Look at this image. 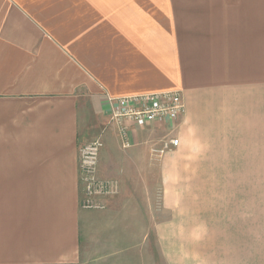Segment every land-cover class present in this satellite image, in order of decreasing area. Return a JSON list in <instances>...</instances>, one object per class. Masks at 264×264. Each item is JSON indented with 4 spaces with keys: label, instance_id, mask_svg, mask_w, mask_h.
Here are the masks:
<instances>
[{
    "label": "crops",
    "instance_id": "crops-1",
    "mask_svg": "<svg viewBox=\"0 0 264 264\" xmlns=\"http://www.w3.org/2000/svg\"><path fill=\"white\" fill-rule=\"evenodd\" d=\"M163 91L182 117L126 122L124 147L110 98ZM169 137L170 263L264 264V0H0V264H82L123 235L85 220L80 148L101 139L98 175L128 181Z\"/></svg>",
    "mask_w": 264,
    "mask_h": 264
},
{
    "label": "rangeland",
    "instance_id": "rangeland-1",
    "mask_svg": "<svg viewBox=\"0 0 264 264\" xmlns=\"http://www.w3.org/2000/svg\"><path fill=\"white\" fill-rule=\"evenodd\" d=\"M95 140H98L101 146L97 152L94 170L92 168L90 172L97 178L98 185L92 194L87 196L83 193L88 181L84 184L82 179L87 173L85 171L87 168L81 164L82 150ZM102 145V140L97 138L83 144L79 151L82 170L81 205L83 209L91 212L90 215L92 214L85 220L102 223L119 220L129 223V227L126 230H119L123 235H117V231L99 233L98 237L101 239H93L90 247L83 246L86 257L82 264H171V246L162 244L164 237L170 236V229L156 228V225L165 221L170 214L163 211L160 188L151 180L153 174L151 169H154L156 160L164 153L156 155L149 151V163L141 166L143 171L137 165H132L129 169V180L122 181L117 177L107 179L98 175ZM138 157L143 160V153L138 154ZM121 172L120 169L119 173ZM87 176L89 180L91 175L88 173L85 177ZM138 223L143 224V229H138ZM192 263L193 261H186L181 264Z\"/></svg>",
    "mask_w": 264,
    "mask_h": 264
},
{
    "label": "built area",
    "instance_id": "built-area-1",
    "mask_svg": "<svg viewBox=\"0 0 264 264\" xmlns=\"http://www.w3.org/2000/svg\"><path fill=\"white\" fill-rule=\"evenodd\" d=\"M110 100V120L118 125L124 147L129 146L126 122H132L137 126H144L151 122L165 123L167 121H171L174 124L182 117L185 110L183 97L179 91L127 95L110 98ZM178 144V138H165L159 145L153 146L151 152L161 155ZM100 146L101 143L95 140L82 150L83 159L81 164L82 167L87 168L86 170L83 168L87 173L82 179L84 184L85 181H88L86 190L84 188L83 193L87 196L91 195L98 185L97 178L90 170L92 168L94 170ZM88 173L91 175L89 180L88 176L85 177Z\"/></svg>",
    "mask_w": 264,
    "mask_h": 264
}]
</instances>
